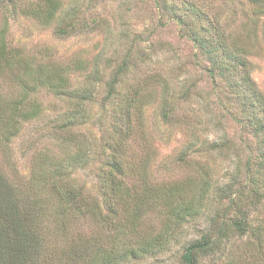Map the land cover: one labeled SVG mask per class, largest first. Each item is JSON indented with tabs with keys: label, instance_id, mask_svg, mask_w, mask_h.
Returning a JSON list of instances; mask_svg holds the SVG:
<instances>
[{
	"label": "trees",
	"instance_id": "obj_1",
	"mask_svg": "<svg viewBox=\"0 0 264 264\" xmlns=\"http://www.w3.org/2000/svg\"><path fill=\"white\" fill-rule=\"evenodd\" d=\"M239 1L251 5L254 16H264V0ZM163 5L167 13L184 21L202 56L212 64L211 76L220 75L238 99V122L242 132L254 140L244 146L249 154L245 165L244 148L224 131L223 117L216 113L212 95L195 85L179 93L182 95L178 102H194L199 107L191 105L189 113L185 111L180 117L175 113L176 94L164 97V122L186 125L185 131L191 132L192 139L200 135L203 124L224 135L219 140H207L209 148L194 142L180 151L177 160L187 173L185 178H155L151 150L156 148L150 140L152 130L145 112L156 102L155 89L167 80L162 70L139 76L141 63L150 56L146 57L149 54L145 50L136 52L131 48L106 84L104 112L98 120L104 131L101 151L95 155L102 161L96 172L97 185L95 190L80 185L74 173L95 157L94 148L79 130L91 119L90 107L96 95L93 86L100 76L98 64H93L89 72V85L72 88L73 65L64 69L48 51L38 56L28 54L24 47L13 46L8 40L10 26L6 18L0 27V264L140 262L167 252L176 239L174 231L199 217H205V228L200 236L185 243L180 264H202L205 258L244 238L263 248L264 223L255 225L252 214L264 202V94L250 76L248 59L252 51L236 40L229 44L214 38L202 39L189 18L193 14L201 17L193 5L191 15L186 12L188 16H178L175 7L164 2ZM0 8L10 13L18 9L21 15L43 26L64 22L61 0H34L27 5L21 0H0ZM73 21L75 24L69 23L66 28H56V33L64 36L77 29V20ZM215 31L221 35L216 28ZM73 64L75 70L88 67L82 60ZM233 70L237 72L234 75ZM131 74L138 82H128ZM166 86L163 95L169 94ZM125 87L128 90L122 93ZM45 94L52 95L64 109L55 104L47 110L42 101ZM108 102L113 110L107 109ZM50 111L58 115L42 130L50 139L46 146L37 147L35 143L30 148L34 152L30 156V172L24 178L17 169L13 139ZM109 118L110 124H104V119ZM190 118L195 120L191 125ZM205 153L235 163L228 183L218 190L219 200L208 206L205 205L213 188L220 183L205 161L192 158ZM4 165L10 168L9 172ZM149 216L160 218L161 227L147 226ZM85 220L94 224L97 234L73 230L75 223Z\"/></svg>",
	"mask_w": 264,
	"mask_h": 264
},
{
	"label": "rangeland",
	"instance_id": "obj_2",
	"mask_svg": "<svg viewBox=\"0 0 264 264\" xmlns=\"http://www.w3.org/2000/svg\"><path fill=\"white\" fill-rule=\"evenodd\" d=\"M32 1L34 0H21V4L27 5ZM61 2V15L64 22L58 24L54 22L50 26H43L35 19L21 15L18 9L16 13H10L0 8V27L5 19L9 18L8 40L13 46L24 47L28 54L38 56L41 55L40 53L48 51L54 60L61 63L64 69L73 65L70 69L72 88L89 85V72L92 71L93 64H98L100 76L96 85L93 86L96 95L95 101L90 107L91 119L79 130L86 142H90L91 147L94 148L93 157L101 151V138L104 131L102 128L104 127L98 120L104 112L102 109L105 106L104 99L107 95L106 84L112 71L132 48L136 52L145 50L149 54L146 57L150 56L149 60L141 63L138 70L139 76L143 77V75L162 70V75L167 80V83L163 82L155 89L158 94L156 102L150 104L145 112L147 125L152 130L150 140L156 148L151 150L152 174L155 178L159 181L185 178L187 173L182 166H179L177 160L180 151L194 142L209 148L207 140H219V137L224 135L214 131L211 125L203 124L200 135L197 134L198 137L192 139L191 132L188 129L187 133L185 131L186 125L178 127L164 122L161 115V102L164 97L171 98L176 94L174 107L178 111L175 113L180 117L188 112L191 105L199 107L194 102H189V105L185 102H178L179 97L183 94L182 91L195 85L212 95V102L216 104L215 108L217 107L215 111L223 117L224 131L229 138L235 139L236 145L244 148L245 165L249 154L244 146H247L248 142L254 143V140L251 135L248 136L242 132L241 123L238 122L237 112L240 107V104H237L238 99L220 75L216 74L215 78L211 76V62L202 56L197 43L188 33V29L184 27V21L167 13L164 10L163 2L170 8L175 7L178 16L183 14L188 16L186 12L191 15V11L194 10L191 8L193 5L201 17H196L193 14V17L191 15L189 18H192L193 28L198 30L202 39L214 38L215 41L219 40L229 44L236 40L244 47L249 46L252 51V55L248 59L250 76L263 94L264 16H254L252 6L239 0H61ZM74 19L77 20V29L64 36L56 33V28H66L65 26L69 23L75 24ZM215 28L220 31L221 35H217ZM77 60H82L88 67L75 70L73 63ZM232 72L233 75L237 73L235 70ZM128 80L129 83L138 82L133 74ZM165 84L168 85L166 86L169 89L168 95H163ZM127 90V87L123 88L122 93ZM179 93L182 94L179 95ZM42 101L47 110L55 104L59 105V109H64L52 95L45 94L42 96ZM106 107L113 110L112 104L110 105L109 102ZM50 112L42 120L27 125L19 136L13 139L12 151L18 162L17 169L24 178H27L30 172V156L34 152L30 148L35 143H37V147L46 146L50 139L48 133L42 131L58 116L54 112ZM192 118L195 119V117ZM111 121V119H104L103 123L110 124ZM194 121L190 118L189 124H193ZM192 158L205 161L212 169L213 178L220 183V186L213 188L211 197L205 205L208 206L211 202L215 203L216 200H219L218 190L228 183L229 177L235 169V163L233 160L212 153H205L201 156L193 155ZM100 162L102 161L97 160V156H95L93 161L74 173V176L79 179L80 185H86L87 188L95 190L96 172L100 167ZM4 167L6 172L10 171L7 165ZM241 178L242 181H245L244 174ZM200 218L183 226L181 230L174 231L176 239L167 252L131 264H180L185 243L191 238L200 236L205 228V217ZM252 218L255 225L264 223V202L252 214ZM160 222L161 219L154 216L147 218V226L153 225L155 229L161 227ZM73 230L97 234L94 224L86 220L75 223ZM253 242L256 244L255 246H253ZM253 242L247 238L236 240L229 244L223 252L205 258L202 264H231V261L233 264H255V262L262 264L264 245L263 248H260L256 241Z\"/></svg>",
	"mask_w": 264,
	"mask_h": 264
}]
</instances>
